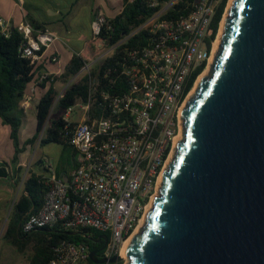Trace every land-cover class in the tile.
Returning a JSON list of instances; mask_svg holds the SVG:
<instances>
[{
	"label": "built area",
	"instance_id": "2783aa9c",
	"mask_svg": "<svg viewBox=\"0 0 264 264\" xmlns=\"http://www.w3.org/2000/svg\"><path fill=\"white\" fill-rule=\"evenodd\" d=\"M179 1L150 0L149 6L158 10L123 39L139 31L146 33L145 44L124 51L112 69L122 80L121 91L115 95L100 91V98L107 105L106 114L91 116L93 100L89 96L86 102H75L61 115L69 130L67 141L75 152V167L62 174L67 178L64 182L50 162L43 159L42 166L47 171L43 180L47 188L44 203L22 227L23 232H29L58 226L79 238L57 246L55 258L48 264H96L89 258L92 251H96L94 258L105 261L102 264L126 263L123 245L157 195L166 162L181 138V111L198 78L208 68L220 30L219 23L213 37L211 24L222 0H194L187 3L186 15L166 17ZM11 28L0 16V35L7 38ZM90 28L93 41L99 39L102 28L110 30L101 10L93 13ZM16 30L24 40L20 55L30 66L41 63L46 68L58 63L55 53L46 54V49L59 41L56 33L35 32L25 22L17 24ZM103 43L99 42L97 58L85 64L74 79L88 74L95 64L113 53L115 47L105 49ZM46 55L50 56L47 65ZM202 66L203 70L196 74ZM53 76L56 75L44 69L37 73L20 102L24 111L31 108L33 101L37 103V86L53 81ZM94 82L89 81L92 90ZM69 84H63L58 91L50 113ZM74 108L77 110L73 113ZM114 257L121 260L110 263Z\"/></svg>",
	"mask_w": 264,
	"mask_h": 264
},
{
	"label": "water",
	"instance_id": "95a60500",
	"mask_svg": "<svg viewBox=\"0 0 264 264\" xmlns=\"http://www.w3.org/2000/svg\"><path fill=\"white\" fill-rule=\"evenodd\" d=\"M207 69L125 264H264V0H231Z\"/></svg>",
	"mask_w": 264,
	"mask_h": 264
},
{
	"label": "trees",
	"instance_id": "16d2710c",
	"mask_svg": "<svg viewBox=\"0 0 264 264\" xmlns=\"http://www.w3.org/2000/svg\"><path fill=\"white\" fill-rule=\"evenodd\" d=\"M149 1L121 0L118 3V11L114 16L110 17L111 15L104 14L110 30L102 28L97 41H93L90 37L85 43L86 50L76 51L62 74L53 76L54 79L51 82L37 86L35 93L37 97L35 132L23 142L20 139V132L25 119V111L20 106V102L24 94L28 92L30 83L35 80L37 73L45 66L40 63L32 67L27 59L21 57L19 49L24 40L16 30L17 24L14 25L13 30L11 28L7 38L0 35V121L2 125L8 128L9 139L13 148L12 157L8 161H0V178H11L15 185L22 182L23 186L21 193L10 208L2 237L7 238L10 244L20 253H24L26 247H31L28 264H48L50 260L55 258L54 249L57 246L63 242L79 240V238L71 235L69 231L59 229L58 226H46L23 232L24 222L30 215L37 213L44 203L47 188L43 180L47 175V171L42 166L43 159L40 158L33 168L28 170L26 179L22 180L23 167L20 165V156L26 152L28 146H32L37 141L38 146L55 144L62 148L59 163L54 168L56 175L68 174L75 167V152L67 141L69 130L65 127L61 115L75 102H86L89 96L93 100V103H91V116L99 117L101 114H106L107 105L100 98V91L105 90L111 95L121 91L120 82L122 80L117 77V73L112 72V69L117 67L124 51L136 49L145 44L146 33L144 31L137 32L125 41L123 39L158 10L157 8H151ZM193 1L180 0L166 17L174 18L186 15L188 10L185 7L187 3ZM226 3L227 0H222L216 8L211 24L214 30L213 37L223 17ZM22 5L24 8V2ZM98 9L96 7L92 9L91 17ZM22 22L28 23L35 32H45V27L52 23L46 22L29 12L23 17ZM101 41L104 42L103 48L105 49L115 47L113 53L92 67L88 74L82 75L79 79H74L85 64L91 63L97 58L100 52L98 45ZM44 59L47 65L46 60H50V56L46 55ZM203 68L204 66L200 67L196 74L201 72ZM108 70L111 71L104 77ZM94 80L92 90L89 81L93 82ZM110 80H114V83H109ZM193 80L194 77L188 84V88L191 87ZM59 81L64 84L70 82V84L64 91L63 96L56 102V117L46 124L58 95L54 84ZM94 236L98 237L99 234L94 233ZM92 248L96 249L95 246Z\"/></svg>",
	"mask_w": 264,
	"mask_h": 264
},
{
	"label": "rangeland",
	"instance_id": "374dc122",
	"mask_svg": "<svg viewBox=\"0 0 264 264\" xmlns=\"http://www.w3.org/2000/svg\"><path fill=\"white\" fill-rule=\"evenodd\" d=\"M14 1L15 0H13L12 2ZM113 1L114 0H78L76 2V0H28V3L34 6L33 9H29L31 13L34 14V16H37L42 20H45L46 22H52L51 25H47L45 27L46 32H53L54 30L59 32V38L66 45L62 46L61 50V63L64 65L66 60L64 54L70 55L75 50L77 51L83 49L85 51L87 48L85 43L91 36V21L89 19L90 7L92 6L93 8H99V10H101L105 15L115 14L118 11V5L113 4L112 7L111 2ZM0 2L4 4L2 5V11L4 12L5 8L8 7V0H0ZM229 4L230 0H227L223 16L227 12ZM63 84L64 83H62L61 81L57 83L56 87L58 91L63 88ZM35 103L36 101H33L31 104V108L25 111V119L23 122V130L21 134L22 140H25L27 137H31L34 133ZM76 110L77 109L74 108L73 113L76 112ZM56 114L57 111L54 109L50 113L48 121H51L53 118H55ZM4 141L9 143L6 135L2 138L1 144H3ZM61 150L62 148L55 144L38 146V141L35 142V144H33L32 146H28L22 158V163L24 165L22 172L23 177L26 179L28 170L32 169L34 164L40 158L47 159L53 166V168H55L59 163ZM0 152L2 153L1 148ZM22 189V183L18 184L15 189H13L12 195L13 198H15L14 201L18 198ZM4 200H6L5 197ZM3 205H5V201L0 204L1 207H3ZM10 208V203H7L4 216L5 214L9 215ZM1 215L2 213L0 209V217ZM7 218L6 220L5 217L4 219L2 218V221L0 222V264H28V260L31 254V247H26L24 253H20L14 246L10 244V241L7 238L2 237L6 227Z\"/></svg>",
	"mask_w": 264,
	"mask_h": 264
},
{
	"label": "crops",
	"instance_id": "0c3cea01",
	"mask_svg": "<svg viewBox=\"0 0 264 264\" xmlns=\"http://www.w3.org/2000/svg\"><path fill=\"white\" fill-rule=\"evenodd\" d=\"M13 0H8V7L5 8V11L3 12L2 11V5H4L2 2H0V16L7 22L10 24L11 27H14V25L16 24H19L20 22L23 21V17L29 12L31 13V11L29 9H33L34 6L33 5H30L28 3V0H15L14 2H12ZM121 0H114L113 2H111V6L113 7V4H116L118 5V8H119V2ZM23 2H24V8L22 7L23 5ZM7 5V3H6ZM92 9L93 7L91 6L90 7V11H89V16H90V21H91V16H92ZM117 13V12H116ZM33 15V13H31ZM112 16H114L115 14H110ZM51 25V24H50ZM54 33H56L57 35H59V32H57L56 30L53 31ZM59 37V36H58ZM91 37V36H90ZM62 46H66L63 41L59 38V41L53 43L48 49H46V54H49V53H55L59 60H58V63L56 64H53V65H47L46 69L43 68L44 70L48 71L49 73L53 74V75H60L63 73L67 63L69 62V60L71 59L72 55L76 52V50L72 53V54H64V57L66 58L65 60V63L64 65L61 63V56H62ZM77 51H80V50H77ZM57 83L56 82L54 84V88L57 90ZM58 91V90H57ZM22 130L21 129V132H20V139H21V134H22ZM34 132H35V129H34ZM34 134V133H33ZM32 134V135H33ZM5 135L7 136V139L9 141V143H7L6 141H4L3 144H1V140L3 137H5ZM30 138V137H29ZM28 139V137L26 138ZM25 139V140H26ZM25 140H22L21 141H25ZM0 148L2 149V153L0 152V161L2 160H5V161H8L11 157H12V154H13V148H12V144H11V141L9 139V131H8V128L7 126H4L1 124V121H0ZM9 146V147H8ZM11 148V150H10ZM23 155L24 153L20 156V165L23 167V163H22V158H23ZM44 159V158H42ZM25 179L24 177L22 178V180ZM22 183V182H20ZM18 183V184H20ZM17 185H15L14 181L11 179V178H0V204L2 202L5 201V205H3V207L0 206V209H1V217H0V222L2 221V218L4 219L5 217V220L8 216V214L4 216V213L6 211V206H7V203H10V205L12 206V204L15 202L13 198V189H15ZM4 197L6 200H4ZM13 199V200H12Z\"/></svg>",
	"mask_w": 264,
	"mask_h": 264
},
{
	"label": "bare ground",
	"instance_id": "6f19581e",
	"mask_svg": "<svg viewBox=\"0 0 264 264\" xmlns=\"http://www.w3.org/2000/svg\"><path fill=\"white\" fill-rule=\"evenodd\" d=\"M230 2H231V0H230ZM226 13H227V12H226ZM218 40H219V34H218V37H217L216 42H215V48L217 47ZM215 48H214V52H215ZM207 72H208V69H206L200 77H202L203 75L207 74ZM199 79H200V78H198V80H199ZM198 80H197L196 84L198 83ZM196 84H195V85H196ZM191 94H192V93H191ZM191 94H190V96H191ZM190 96H189V97H190ZM157 195H158V191H157ZM157 195H156V196H157ZM156 196H155V197H156ZM138 229H139V226L137 227V229L135 230V232L132 234V236H130V238H128V239L125 241V243H124V245H123V248H122V257L125 258V250H126L128 244L130 243V241H131L133 235L138 231Z\"/></svg>",
	"mask_w": 264,
	"mask_h": 264
},
{
	"label": "flooded vegetation",
	"instance_id": "af4514ba",
	"mask_svg": "<svg viewBox=\"0 0 264 264\" xmlns=\"http://www.w3.org/2000/svg\"><path fill=\"white\" fill-rule=\"evenodd\" d=\"M102 244V243H101Z\"/></svg>",
	"mask_w": 264,
	"mask_h": 264
}]
</instances>
